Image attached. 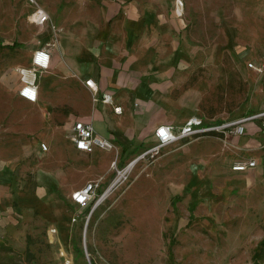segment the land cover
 I'll return each instance as SVG.
<instances>
[{"label": "rangeland", "instance_id": "374dc122", "mask_svg": "<svg viewBox=\"0 0 264 264\" xmlns=\"http://www.w3.org/2000/svg\"><path fill=\"white\" fill-rule=\"evenodd\" d=\"M181 1L178 16L186 21L187 32L185 59H180L186 63L180 64L191 72L182 90L198 87L194 100H201L195 111L206 119L229 121L264 110V72L249 67L264 70V1ZM173 4L175 0L171 9ZM20 5L0 0V243L23 259L28 247L36 264H65L66 254L71 264H264V145L252 150L247 143L233 147L221 136L179 142L152 165L139 162L126 186L106 195L95 212L91 213L95 201L79 210L77 223L69 221V226L42 220L39 210L32 211L28 222L18 203L11 196L6 200L15 192V178L19 191L45 188L50 172L58 176L72 166L58 164L49 151L31 159L29 166H11L12 158L18 157L19 135L10 122L20 131L40 127L37 121L29 125L15 103V68L29 65L23 47L27 40L50 29L28 23L35 5L29 4L25 14ZM61 12L58 8L57 14ZM58 28L54 49L63 33ZM14 42L19 47L5 48ZM60 74L49 71L42 77L41 88L50 84L51 89L41 93L28 113L47 119L57 130L87 108L73 71ZM30 140L34 142L25 139L24 144ZM121 155L123 167L133 154ZM252 158L258 159V174L237 175L232 170L236 162ZM98 161L83 154L81 166L101 183V196L115 175L111 169L101 174ZM59 204V214L62 209L76 211L71 203V208ZM49 210L53 209L47 204L45 211ZM52 228H57L56 234L49 232Z\"/></svg>", "mask_w": 264, "mask_h": 264}, {"label": "crops", "instance_id": "0c3cea01", "mask_svg": "<svg viewBox=\"0 0 264 264\" xmlns=\"http://www.w3.org/2000/svg\"><path fill=\"white\" fill-rule=\"evenodd\" d=\"M33 1L50 16L53 25L63 29L59 47L52 52L50 68L42 73L39 79L37 102L43 91L51 89L50 84L41 88V79L44 75L49 71L58 75L72 70L78 80L77 86L82 91L80 99L87 104L86 110L76 120L90 121L98 136L114 143L119 151V162L123 153L133 154L126 160L127 164L152 147L154 131L161 125L182 127L193 117L207 121L194 108L201 100V98L194 100V91L198 87L194 84L189 88L188 93L182 90L191 73L187 71L189 68L186 64H180L186 63L180 59H185L186 50L183 47L187 24L175 12V6L171 9L172 0ZM245 1L258 4L259 1L264 0ZM9 2L20 3V9L24 14L26 10H29V4L34 5L30 0L24 3H21V0H9ZM58 8L62 10L60 14H57ZM46 25L50 26V24ZM95 26L99 28L96 30ZM52 38V31L47 28L37 33L35 39L27 40L29 44L23 47L25 48L24 56L29 60V65L25 68L31 66L34 52L51 42ZM16 46L19 47V44L14 42L6 45L5 48L14 49ZM19 67L21 66L17 68ZM17 68L15 73L18 84L15 94L18 100L15 103L22 112V118H26L29 125L37 121L40 122V127L34 132L20 131L14 129L12 121L10 122L11 128L19 135L18 157L12 158L11 166L13 168L21 165L29 166L31 159L43 154L42 144L47 147L46 151L50 152L51 159H55L63 166H72L58 176L50 172L49 183L44 180L49 184L45 188L30 187L24 192L19 191L17 188L19 183L15 178V192L10 193L6 200L11 196L12 201L18 203L19 210L23 211L28 222L33 218L32 211L39 210L42 220L58 221L59 224L69 226V221L72 222L76 214L80 215L79 210L87 209L76 205L72 201V195L85 188L87 184L84 185V182L97 181L94 179L95 175L83 173L82 155L97 157L101 174L110 170L116 155L114 151L100 149H96L91 154L77 151L69 138L70 129L76 120L57 130L47 119L28 114L33 110L35 103L19 97L18 91L21 84L19 74L16 72ZM89 79L93 80L98 87L96 94L84 83ZM105 95L110 96V103L103 101ZM94 98L97 101H93ZM114 106L122 108L120 115L114 112ZM263 113L264 110H261L252 115ZM238 118L241 117L230 120ZM209 121L215 120L209 119ZM207 137L219 140L218 136L207 135ZM221 137L233 147H241L247 143V148L250 150L262 148L264 116L245 123V132L242 136L221 134ZM25 139H32L34 142L30 140L26 145ZM38 141L44 143L39 145ZM248 160H255L257 166L247 172L254 171L253 174H258V159ZM255 170L258 171L255 172ZM235 173L239 175L243 172ZM20 174L22 176V173ZM6 176L8 178V175ZM3 190L5 192V188ZM59 202L68 208H71L68 205L71 203L76 207V211L71 213L69 210L62 209L59 214ZM47 204L53 209L52 211H45ZM55 229L57 233V228Z\"/></svg>", "mask_w": 264, "mask_h": 264}, {"label": "built area", "instance_id": "2783aa9c", "mask_svg": "<svg viewBox=\"0 0 264 264\" xmlns=\"http://www.w3.org/2000/svg\"><path fill=\"white\" fill-rule=\"evenodd\" d=\"M30 1L35 5V8L29 16L28 21L31 24L41 27H44L46 24H50V29L53 34L51 42L45 44L34 52L30 67H19L16 69V72L19 74L21 84L18 91L19 97L28 102L36 103L38 100L39 79L42 73L48 71L50 68L52 52L56 46L55 41L58 38L60 29L51 24L50 16L44 11V9L38 6L35 1ZM182 8V1L176 0L175 12L178 13V15L181 14L180 11ZM249 67L258 73L264 72L263 68L254 66L253 64H250ZM84 83L94 94L98 92V87L93 80L89 79ZM110 99V96L105 95L103 101L110 103ZM93 101H97V99L94 98ZM114 112L117 115H120L122 113V108L114 106ZM262 116H264V113L224 121L220 124H214L210 121H202L201 119L193 117L190 118L182 127L161 125L154 131V145L123 167L119 166V151L114 143L98 136L95 132L93 124L90 121L76 120L73 123L69 134V138L73 143L74 148L77 151L86 154H91L96 149L114 151L116 156L110 165V169L115 177L101 196L98 194L101 183L99 181H94L87 184L81 191L74 193L72 195V201L80 208L89 207L95 201L91 209V213H93L106 195L120 187L126 186L129 183L131 173L139 162L146 163L147 166H150L168 147L182 141H193L199 139L207 136L209 133L215 132L219 135L242 136L245 132V123L258 119ZM41 148L44 151L47 150V147L44 144L41 145ZM256 166L257 164L255 160L238 161L232 167V170L235 172H247L248 170L254 169ZM78 219L79 214H76L73 217L72 222L76 223ZM49 232L56 234V229L52 228ZM61 255L63 254L61 253ZM64 262L65 264H71L72 259H69L66 254L64 256Z\"/></svg>", "mask_w": 264, "mask_h": 264}, {"label": "trees", "instance_id": "16d2710c", "mask_svg": "<svg viewBox=\"0 0 264 264\" xmlns=\"http://www.w3.org/2000/svg\"><path fill=\"white\" fill-rule=\"evenodd\" d=\"M213 120V119H210ZM209 121V119H207ZM211 122V121H210ZM223 121L215 120L214 124H220ZM211 136H221L218 133H209ZM261 247L264 248V240L261 242ZM0 264H36L35 256L27 247L25 251V258L23 259L17 252H15L11 247L0 243Z\"/></svg>", "mask_w": 264, "mask_h": 264}]
</instances>
